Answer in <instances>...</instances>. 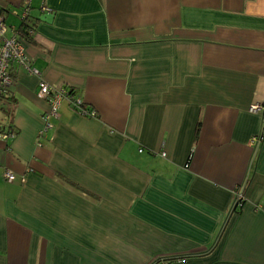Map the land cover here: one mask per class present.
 Instances as JSON below:
<instances>
[{
  "label": "crops",
  "instance_id": "0c3cea01",
  "mask_svg": "<svg viewBox=\"0 0 264 264\" xmlns=\"http://www.w3.org/2000/svg\"><path fill=\"white\" fill-rule=\"evenodd\" d=\"M0 17L39 72L11 63L0 108V264H264V0ZM41 81L96 116L65 99L41 136Z\"/></svg>",
  "mask_w": 264,
  "mask_h": 264
},
{
  "label": "built area",
  "instance_id": "2783aa9c",
  "mask_svg": "<svg viewBox=\"0 0 264 264\" xmlns=\"http://www.w3.org/2000/svg\"><path fill=\"white\" fill-rule=\"evenodd\" d=\"M41 11H48L46 6L41 8ZM21 20L23 27L28 34H32V26L30 25V6L24 8L21 14ZM8 28L0 17V108L3 105L4 98L7 95L8 88L12 85L13 79L10 72L11 63H18L25 67L31 74L39 76V72L32 69L30 66V61L26 57L24 47L20 42L16 34L12 37H7ZM38 96L41 99L47 100L49 105V110L44 116L45 126L41 131L40 135L44 136L49 130L52 129V119L57 118L59 115V108L65 99H68L75 108L80 109L83 114H88L89 112L84 111L82 101L71 97L68 92L61 89H56L51 87L45 81H41L39 84ZM252 113L264 112V104H257L251 107ZM89 115L95 117V112L89 113ZM5 137H7L5 135ZM253 143H259L260 139L254 138ZM5 179L9 183H13L17 180L15 173L7 171L5 173ZM24 179H22L23 181ZM238 200H242V195L238 197ZM237 204V203H236ZM239 204V203H238ZM237 204V205H238Z\"/></svg>",
  "mask_w": 264,
  "mask_h": 264
}]
</instances>
